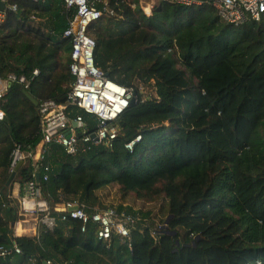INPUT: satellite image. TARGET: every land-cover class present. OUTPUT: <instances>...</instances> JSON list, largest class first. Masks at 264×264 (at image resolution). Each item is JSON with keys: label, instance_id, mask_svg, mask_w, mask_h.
Returning a JSON list of instances; mask_svg holds the SVG:
<instances>
[{"label": "trees", "instance_id": "1", "mask_svg": "<svg viewBox=\"0 0 264 264\" xmlns=\"http://www.w3.org/2000/svg\"><path fill=\"white\" fill-rule=\"evenodd\" d=\"M15 2L18 9L0 22V78L26 76L38 105L13 85L0 99V246L22 249L0 256V264H264V16L235 26L209 3L158 0L148 15L140 0H97L102 16L89 30L95 63L135 89L136 101L117 118L112 146L69 154L53 142L35 160L40 105L67 103L74 80L63 33L76 10L63 0ZM68 111L95 128L92 114L71 104ZM138 135L133 150L124 147ZM18 147L27 156L7 185ZM37 173L54 211L75 199L88 211L106 208L97 191L115 185L123 198L165 201L166 227L155 237L159 224L144 221L149 212L121 203L112 207L143 218L131 247L118 237L106 245L93 224L83 232L73 218L15 235V224L30 215L20 197Z\"/></svg>", "mask_w": 264, "mask_h": 264}, {"label": "built area", "instance_id": "2", "mask_svg": "<svg viewBox=\"0 0 264 264\" xmlns=\"http://www.w3.org/2000/svg\"><path fill=\"white\" fill-rule=\"evenodd\" d=\"M16 0H0L5 7L0 9V22H3L7 13L16 11ZM39 1V0H33ZM68 9L76 10L69 20V25L63 35L71 39V64L70 71L74 76L71 88L67 94V103H58L53 99L45 100L40 105L43 124V139L34 158L39 159L48 145L56 142L61 144L69 154H76L80 149H90L92 146H112V141L118 136L120 127L116 120L119 115L131 104L136 91L128 88L107 76V73L95 63L94 53L96 48L95 38L89 33L92 24L102 16V10L96 7L97 0H63ZM182 5L208 4L213 6L218 16L226 23L235 26L244 25L249 20L259 21L264 16V0H163ZM146 13V12H145ZM148 13V12H147ZM39 71L34 70L37 75ZM19 83L27 89L30 81L24 75L9 74L6 78H0V99L6 94L9 87ZM142 88V87H140ZM68 104L76 105L92 114L96 119L95 128L89 131V123H86L82 115L75 118L70 116ZM4 112L0 108V120ZM141 139L138 135L129 141L124 147L133 150L135 143ZM21 149L15 148L11 157V171L17 164L26 158ZM49 168L46 166L45 170ZM36 177V175H35ZM47 180L48 176L43 177ZM21 198L22 210L35 216L37 230L42 225L47 230H54L59 221L66 222L70 218L79 219L82 222L81 230L85 232L87 226L93 224L95 233L100 241L110 245L114 237H118L131 247V233L143 220L140 215H133L125 210L115 207H95L88 211L86 204L77 199L64 201L62 211L53 210L48 199L43 198L36 180H30L24 186V194ZM57 212V213H56ZM145 221V220H144ZM166 227L159 224L157 230L151 231L157 237L159 230ZM37 234V231H36ZM35 234V235H36ZM15 252L22 253L17 243L11 248L0 246V256H7ZM46 264H57L54 260L45 261Z\"/></svg>", "mask_w": 264, "mask_h": 264}, {"label": "rangeland", "instance_id": "3", "mask_svg": "<svg viewBox=\"0 0 264 264\" xmlns=\"http://www.w3.org/2000/svg\"><path fill=\"white\" fill-rule=\"evenodd\" d=\"M157 1L158 0H140V6L143 8L144 12H148L147 14L149 15L151 14L153 4H155ZM97 194L100 197L101 203L106 208L109 206H117L122 203L124 206L132 207L138 212H149V216L144 219L148 224H165L167 212L166 202L163 200L147 204L141 200L135 199L133 195L123 198L121 193H119L117 186L115 185L99 190L97 191Z\"/></svg>", "mask_w": 264, "mask_h": 264}, {"label": "crops", "instance_id": "4", "mask_svg": "<svg viewBox=\"0 0 264 264\" xmlns=\"http://www.w3.org/2000/svg\"><path fill=\"white\" fill-rule=\"evenodd\" d=\"M37 160V158L35 159ZM14 193L15 195H20V184L15 183L14 185ZM64 209V202L62 204H58L55 207V210L62 211ZM15 235H35L37 231V223L35 220V216L29 215L25 219L19 220L15 226Z\"/></svg>", "mask_w": 264, "mask_h": 264}, {"label": "water", "instance_id": "5", "mask_svg": "<svg viewBox=\"0 0 264 264\" xmlns=\"http://www.w3.org/2000/svg\"><path fill=\"white\" fill-rule=\"evenodd\" d=\"M5 7V3L4 2H0V9H3ZM12 86V85H11ZM13 86L18 87V88H22L21 85L19 83L13 84ZM24 93L26 94V96L29 98V100H31L34 104L38 105V100L36 98H34L26 89L22 88ZM136 101V97L132 98L130 103H134ZM23 164L22 161H20L17 166L16 169L12 171L10 178L7 182V185H10V183L12 182V180L14 179L17 170L20 168V166ZM40 177L41 175L39 173L36 174V181L39 183L40 182ZM14 222L12 223V225L14 226ZM177 243H179L177 241ZM43 264H46V262L44 261Z\"/></svg>", "mask_w": 264, "mask_h": 264}]
</instances>
